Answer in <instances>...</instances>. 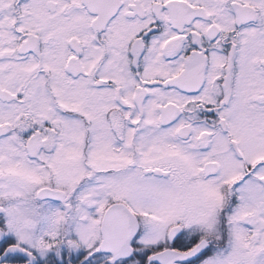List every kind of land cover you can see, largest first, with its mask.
<instances>
[{"label": "snow or ice", "instance_id": "6c2138e0", "mask_svg": "<svg viewBox=\"0 0 264 264\" xmlns=\"http://www.w3.org/2000/svg\"><path fill=\"white\" fill-rule=\"evenodd\" d=\"M0 264H264V0H0Z\"/></svg>", "mask_w": 264, "mask_h": 264}]
</instances>
